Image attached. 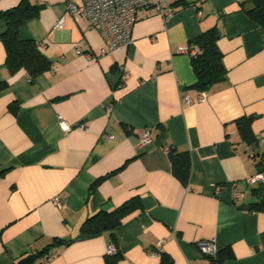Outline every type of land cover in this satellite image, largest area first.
Returning <instances> with one entry per match:
<instances>
[{
    "label": "crops",
    "instance_id": "0c3cea01",
    "mask_svg": "<svg viewBox=\"0 0 264 264\" xmlns=\"http://www.w3.org/2000/svg\"><path fill=\"white\" fill-rule=\"evenodd\" d=\"M19 1L0 0V11ZM30 1L38 14L18 34L53 66L32 79L11 73L0 19V264L55 238L66 243L32 264H106L110 242L115 264H160L162 254L169 264H264V211L249 208L260 184L245 181L264 175V26L247 13L251 0H167L169 17L147 9L130 43L105 54L100 33L71 15L67 0ZM211 27L226 77L199 91L188 42ZM242 116L254 148L239 134ZM170 146L190 155L187 184L171 172ZM134 195L141 208L113 236L81 233L89 216ZM211 239L230 256L203 254L197 242Z\"/></svg>",
    "mask_w": 264,
    "mask_h": 264
},
{
    "label": "trees",
    "instance_id": "16d2710c",
    "mask_svg": "<svg viewBox=\"0 0 264 264\" xmlns=\"http://www.w3.org/2000/svg\"><path fill=\"white\" fill-rule=\"evenodd\" d=\"M185 4V3H183ZM40 5L32 3L30 0H20L15 6L0 11V19L5 23V28L1 34V40L5 48L4 64L12 73L18 69H24L28 77H33L48 71L52 68V61L40 50L39 44L30 38H20L18 32L20 26L30 17L38 14ZM247 13L252 19L264 26V0H251ZM218 32L216 27H211L202 31L199 35L191 38L188 42V50L194 51L191 54V66L196 76L193 87L199 91L208 90L213 84L220 82L226 77V69L222 64V54L219 51L216 40ZM4 82L0 86H4ZM238 131L241 139L254 148L256 137L251 130V119L249 117H239L236 119ZM168 158L171 172L183 184H187L190 175V155L186 150H179L175 147L168 148ZM261 165V160L259 162ZM97 178L90 186L93 189L99 182ZM252 188V193L257 200L250 203L249 208L256 211H264V184ZM141 208L140 198L134 195L120 205L110 209H100L89 216L81 224L80 231L84 235H92L100 232H107L113 236V230L122 222L128 214ZM66 241L55 238L39 252L27 253L15 260L13 264H32L37 260L44 262L52 254L55 245L65 244ZM107 256L106 264H115V255ZM230 256V252L223 253L218 250L214 259L220 261L224 257ZM170 257L162 254L160 264H169Z\"/></svg>",
    "mask_w": 264,
    "mask_h": 264
},
{
    "label": "built area",
    "instance_id": "2783aa9c",
    "mask_svg": "<svg viewBox=\"0 0 264 264\" xmlns=\"http://www.w3.org/2000/svg\"><path fill=\"white\" fill-rule=\"evenodd\" d=\"M66 6L71 15L85 17L88 26L100 33L105 43V46L99 51L100 54L110 53L128 45L135 22L147 9H155L164 18L169 17L173 12L167 0H81L80 3L67 0ZM61 24L62 18L57 20L55 27H60ZM79 51L80 49L77 48V52ZM189 52L194 53V51ZM204 98L205 95L201 94L199 100H204ZM184 99L189 101L187 96ZM56 122L64 130H68L71 126L60 115L57 116ZM139 141L148 143L150 141L149 131L141 130ZM262 164H264V154L261 156ZM245 181L248 185H255L264 182V175L258 171L256 174L246 177ZM64 200L60 194L52 199L56 206H61ZM197 245L202 253L209 257H216L218 254V247L214 239L200 240ZM116 251V246L110 242L107 245V253L114 254Z\"/></svg>",
    "mask_w": 264,
    "mask_h": 264
}]
</instances>
